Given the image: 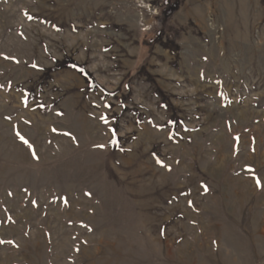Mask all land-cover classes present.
<instances>
[{
    "label": "rangeland",
    "instance_id": "obj_1",
    "mask_svg": "<svg viewBox=\"0 0 264 264\" xmlns=\"http://www.w3.org/2000/svg\"><path fill=\"white\" fill-rule=\"evenodd\" d=\"M0 264H264V0H0Z\"/></svg>",
    "mask_w": 264,
    "mask_h": 264
},
{
    "label": "snow or ice",
    "instance_id": "obj_2",
    "mask_svg": "<svg viewBox=\"0 0 264 264\" xmlns=\"http://www.w3.org/2000/svg\"><path fill=\"white\" fill-rule=\"evenodd\" d=\"M258 185H259V182H258Z\"/></svg>",
    "mask_w": 264,
    "mask_h": 264
}]
</instances>
